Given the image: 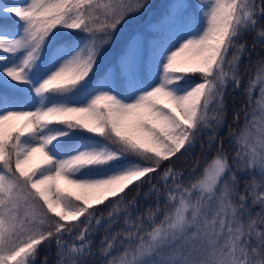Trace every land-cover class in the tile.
Returning a JSON list of instances; mask_svg holds the SVG:
<instances>
[{"label":"snow or ice","instance_id":"6c2138e0","mask_svg":"<svg viewBox=\"0 0 264 264\" xmlns=\"http://www.w3.org/2000/svg\"><path fill=\"white\" fill-rule=\"evenodd\" d=\"M0 264H264V0H0Z\"/></svg>","mask_w":264,"mask_h":264},{"label":"trees","instance_id":"16d2710c","mask_svg":"<svg viewBox=\"0 0 264 264\" xmlns=\"http://www.w3.org/2000/svg\"><path fill=\"white\" fill-rule=\"evenodd\" d=\"M167 2H168V0H152V3L154 5H156V6L163 5V4L167 3ZM193 2H196V0H193ZM238 103H239V101H238ZM229 104H230V107H231V100H229ZM229 120H231V111H229Z\"/></svg>","mask_w":264,"mask_h":264}]
</instances>
